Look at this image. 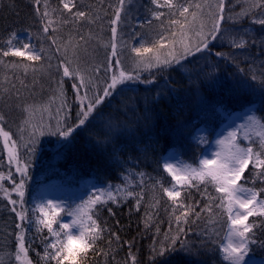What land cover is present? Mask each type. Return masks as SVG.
Segmentation results:
<instances>
[{"label":"trees","instance_id":"trees-1","mask_svg":"<svg viewBox=\"0 0 264 264\" xmlns=\"http://www.w3.org/2000/svg\"><path fill=\"white\" fill-rule=\"evenodd\" d=\"M184 3V0H179ZM203 0H192V3ZM253 0H228L225 15H231L236 19L237 14L247 11ZM51 8L61 9L60 0H48ZM118 0H77L79 10H84L95 18L94 37L89 28L90 21H80L62 26L56 33H43L41 22L37 16L33 0H0V47L7 48L8 39L12 33H16L13 44H17L18 36L28 34L31 45L35 48L44 49V59L36 63V70L30 67L27 72L23 68L13 70L0 64V113L5 116V129L11 131L13 139L17 141L20 157L29 166L35 163V168L27 173L25 181L24 209L27 219L23 224L25 230L26 247L29 248L28 258L32 264H46L41 256L44 252L45 243H50L46 229L40 231L42 225L36 222L33 214L37 203H40L39 193L45 186H57L69 195L79 191L87 183L95 184L98 188H106L109 185H122L125 169L135 172H144V184H139V179L133 177V183L129 190L140 193L143 191V199L140 207L136 208V197L120 200L119 203L108 202L98 206L95 210V218L105 227L103 237L97 242V249H103L107 256L98 251H90L83 259L82 264H131L129 253L136 256L137 264H230L223 259L224 253L220 250L225 240L227 223L226 215L208 217L202 214L201 219L195 223L182 225L185 233L181 234V240L177 244V250L158 256L153 248L159 247L160 242L165 241V236L176 235V224L171 216V201L163 195L159 187L153 188L156 180H161L165 187L172 183L171 177L163 171L162 163L164 155L173 150L180 154V158L186 163L198 165L199 157L204 152L206 143L214 139L217 128L230 115L243 113L249 108V113L255 110L257 116H264V88L260 87V72L264 71V49L258 47L259 40L264 39V26L250 23L252 14L259 18V9H253V13L243 17L237 24L227 21L223 27L230 32L246 30L257 39V44H247L245 48L231 47L228 39L218 38L210 44V52L197 54L194 61L185 64L177 70L175 66L160 71L156 68V82L153 85L139 84L137 92H125L112 99L111 107H103L101 110L105 118L117 119L128 125L132 131L118 136L114 143L108 145L96 144V138H102L98 126L89 125L74 133L72 143L67 147L56 150L57 140H63L46 132L39 136L35 144L34 155L29 156L24 148L26 134L24 131L26 117L29 115L23 110L25 104L47 105L44 116L35 114L38 122L52 124L51 115L55 109L65 101V108L71 106L67 113L69 122H74L77 101L72 87L74 80L69 77L63 78V96L57 91V81L61 73L57 72V65L65 57L79 63L82 69L96 66H106L111 51L112 41L111 23ZM43 10V9H42ZM154 5L151 0H126L125 11L121 14V21L117 25V53L131 57L129 65L134 66L136 54L132 47H153L158 44L160 35H165L173 27L168 23H162L152 16ZM65 18L68 14L64 13ZM162 28V29H161ZM57 37V44L51 43V37ZM73 37L72 43L79 41L80 36L85 41L79 42L77 57L74 58L71 46L69 51L64 52V41L69 36ZM111 37V38H110ZM238 39V37H237ZM247 39V38H246ZM144 41L137 44V41ZM106 45L108 47H106ZM61 51L57 52V47ZM106 50L104 60L100 61L101 51ZM216 52H222L223 56H216ZM5 62L21 61L22 58L7 57ZM26 64L32 62L23 61ZM51 65V67H49ZM203 68L212 71L217 78L214 85L201 83L200 94L208 101L207 106L198 103L193 93V88L186 78L185 69H191L194 73ZM243 69L244 71H241ZM145 73V71H141ZM257 76L256 81H251V75ZM8 81H4V77ZM145 78V79H151ZM101 81L105 79L101 74ZM195 79V76H193ZM248 79L253 85L251 88H240L238 82ZM20 81H23V86ZM171 85L174 92H169L166 83ZM15 85V88L12 85ZM102 86V85H101ZM4 88L10 89L3 93ZM129 97H138L135 100V110L132 107L124 108L122 101ZM147 98V101L145 100ZM51 101V103H50ZM120 107V112L116 108ZM145 106L148 108V117L145 119ZM109 113L112 116L109 117ZM65 109H61L54 118L64 117ZM30 129L28 139L30 140ZM90 137H93L90 139ZM241 143L247 146L248 141L240 136ZM257 140L258 138L253 137ZM203 141V142H202ZM208 145V146H209ZM52 148V153H49ZM120 160L128 161L123 165L113 159V152ZM6 155L0 139V171L6 169ZM29 171V170H28ZM241 183L257 191L264 189V180L255 175V170L249 167L245 171ZM13 179L17 182L19 174H14ZM5 187L11 188V184L5 181ZM190 195L186 197L187 203L198 201L200 207L208 203L207 197L201 193L205 186L199 190L191 188L187 190ZM207 191L212 196H219L212 185H207ZM12 199L19 200L13 193ZM260 199H264V192L260 193ZM159 201L157 204L156 202ZM216 204L219 200L215 201ZM12 205L7 199L0 196V264H21L15 260L18 242L15 235L20 231L16 227L20 223L18 217L12 212ZM20 211L19 204L16 205ZM111 209V213L108 211ZM200 208H197L199 211ZM214 212H219L214 208ZM179 214V213H177ZM249 222H254V238L264 241V218L250 217ZM190 229V231H188ZM205 230L211 236V243L201 248L204 237L201 235ZM110 232L119 235L120 241L113 239L108 244ZM180 243L191 246V253L181 251ZM131 244V248L129 247ZM264 260V248L259 244L250 245V251L245 256V264L253 261ZM49 264H55L54 261ZM67 264V262H66Z\"/></svg>","mask_w":264,"mask_h":264},{"label":"snow or ice","instance_id":"snow-or-ice-1","mask_svg":"<svg viewBox=\"0 0 264 264\" xmlns=\"http://www.w3.org/2000/svg\"><path fill=\"white\" fill-rule=\"evenodd\" d=\"M130 3L131 0H128ZM126 0H118L115 8L113 19L110 21L112 43L111 51L106 66H96L92 68L82 69L79 63H74L65 57L57 65V72L61 73L60 80L57 81V91L60 97L63 96V78L69 77L75 81L72 87L75 92L76 115L74 122H69L70 117L67 115L71 111V106L65 108V101L56 109L57 113L61 109H65L66 115L58 118L55 124H32V132L30 133L29 143L24 145L29 156L35 153V144L39 136H43L46 132L52 136L63 138L57 140L56 150L61 147H67L72 143V138L77 130L87 128L89 125L98 126L102 138H96V144L108 145L114 143L115 139L131 132L132 129L117 119L105 118L101 110L103 107H111L112 99L121 93L137 92L139 84L153 85L156 82L155 75L151 79H142L141 71H149L157 68L160 71L170 69L173 66L179 70L185 64L191 63L197 57V54L210 52V44L220 37H225L231 47L245 48L247 44H257V39L246 30L240 32H230L228 28L223 27L227 21H232L233 25L237 24L243 17L253 13V9H259V18L256 14H252L250 23L264 26V0H253L247 11L237 14L236 19L231 15L226 16L225 11L228 0H203V2L192 3V0H151V3L157 9L166 8L168 15L177 17L169 22L170 27L175 30L160 35L157 45L153 47H132V52L136 54L134 58V66L132 70H127L121 59L118 57L117 44L115 43L117 35V25L121 21V14L125 11ZM34 9L41 22L43 33H56L62 26L80 21H92V15L84 10H79L77 0H60L61 9L51 8L48 0H33ZM43 9V10H42ZM64 13L68 16L65 18ZM165 13L162 11H153L152 16L160 20ZM163 27V25H162ZM16 33H12L8 39L9 47H0V64H5L13 70L23 68L25 72L31 67L36 70L35 64L42 62L44 49L37 50L30 43L13 44ZM238 37V39H237ZM247 38V39H246ZM73 37L70 35L64 52L69 51L71 46L72 54L77 57L79 42L85 41L84 36L79 37V41L72 43ZM51 43L57 44V37H51ZM106 47H108L106 45ZM261 49H264V39L259 40ZM56 51H61L58 46ZM216 56L220 57L224 54L216 52ZM18 57L21 61L5 62L4 58ZM192 58V61L189 60ZM23 61L32 62L26 64ZM51 67V65H49ZM241 71H244L241 69ZM186 78L193 88V93L197 101L202 106H207L208 101L200 94L201 83L214 85L217 78L212 71H205L203 68L199 72H193L191 69H185ZM105 79L101 81V74ZM195 76V79H193ZM251 81H256L257 76L251 75ZM4 81H8V77H4ZM23 86V81H20ZM166 86L169 92L175 89L171 85ZM102 85V86H101ZM240 88H251L252 84L248 79L238 82ZM15 88V85H12ZM260 87L264 88V71L260 72ZM10 89L4 88L3 93L9 92ZM138 97H129L122 101L124 108L132 107L135 110V100ZM147 101V98H145ZM51 103V101H50ZM23 110L29 114V117L35 114L37 108L35 105L25 104ZM45 111L47 109H44ZM120 107L116 108V112H120ZM112 113H109V117ZM147 120L148 108L145 106V116ZM246 123H242L227 132L216 143L219 148L212 154L211 158L205 156L198 161V165L186 163L180 158L179 153H170L167 160L162 163V169L170 177L172 183L169 187H165L161 180H156L153 188L159 187L160 191L171 201V216L176 224V235L165 236V241L160 242L159 247L153 248L158 256H164L166 253L177 250V244L181 240V234L185 233V227L190 222L195 223L201 219L202 214L208 217L226 215L227 223V244L221 246L224 253L223 259L229 261L230 264H245V256L250 251V245L259 244L264 248V241H258L254 238V229L257 225L249 222L250 217L264 218V199H260V191L245 187L241 181L244 174L251 166L255 170V175L264 180V116H257L255 110L252 115L246 116ZM5 116L0 113V139L3 142V148L7 152V164L9 170L5 173L0 171V196L7 199L12 205V212L16 214L20 223L16 227L20 231L15 235L18 242L15 260L21 264H32L28 258L29 248L26 247L25 230L23 227L27 219L26 210L24 209L25 181L28 173L29 163L22 162L18 155L17 141L13 139L11 131L5 129ZM28 123V121H25ZM240 136L243 140L248 141L247 146L241 143ZM253 137L258 138L257 140ZM93 137H90L92 139ZM203 142V141H202ZM113 159L118 164H125L128 161L120 160L116 152H113ZM15 165V173L20 176L17 182L13 179V171L11 166ZM123 176L124 183L122 185H109L106 188H97L95 184L91 185V195L86 200H82L75 208L67 211L66 214L71 217L69 222H62L61 214L65 213V206L61 202L48 199L46 202L37 203L32 209L36 215V222L42 225L43 229L49 234L45 237L47 241L51 238L50 243H45L44 252L41 259L49 264L54 261L55 264H82L84 258L89 255L90 251H98L99 254L107 256L103 249H97V242L108 231L95 218V210L98 206L105 205L108 202L119 203L120 200H127L129 197H136V208L140 207L143 199V191L135 193L129 190V185L133 183V177L139 179V184H144V172H135L132 169H125ZM5 181L11 184V188L5 187ZM205 186V191L201 193L206 196L208 203L200 207L198 201L187 203L186 197L190 195L188 189ZM207 185H212L219 196H212L207 191ZM15 193L19 200H13L12 194ZM219 200L216 204L215 201ZM157 204L159 201L156 202ZM19 204L20 211H17L16 205ZM200 208L197 211V208ZM214 208L219 212H214ZM111 213V209H108ZM179 213V214H177ZM190 231V229H188ZM204 239L200 247L204 248L207 243H211V236L205 230L201 234ZM113 239L119 242L120 237L115 232H110L108 244L111 245ZM131 248V244H129ZM181 251L191 253L192 248L189 245L180 243ZM131 264H137L136 256L129 253ZM127 264V262H126Z\"/></svg>","mask_w":264,"mask_h":264},{"label":"rangeland","instance_id":"rangeland-1","mask_svg":"<svg viewBox=\"0 0 264 264\" xmlns=\"http://www.w3.org/2000/svg\"><path fill=\"white\" fill-rule=\"evenodd\" d=\"M154 9H155L154 11L159 10V11H162V12L165 13L164 17L162 19H160V22L162 23V25L164 23H168L169 24L170 20L177 18L175 16L168 15V10L166 8L157 9L156 6L154 5ZM92 21L93 22H90V24H89V28L91 29V31H90L91 35L94 37L95 18H93ZM173 30H175L174 27L171 30H169L168 32L173 31ZM221 40H222V38H221ZM18 43H30L31 44V40H30L29 35L25 34V33L20 34L18 36L17 44ZM143 43H144V41H141V40L137 41V44H143ZM37 50H39V49H37ZM106 55H107L106 54V50H102L101 51V57L99 58V60L100 61L104 60V57ZM130 60H131V57H128V56L126 57L124 54L121 55L122 64L127 70H132V68L129 65ZM156 72H157L156 68H152L149 71H145V73L141 72V77H142V79L150 78L153 75H155V77H156ZM47 108H48L47 105H41V106H39L37 108L36 113L38 114V116L40 115V116H44L45 117V114H46L47 110L45 111L44 109H47ZM55 114H56V109H55V111H53V113L51 115V121H52L53 125L56 122V119L54 118ZM247 115H252V113H249V108H246L243 113H234V114L230 115L225 121H223L221 123V125L217 128V130L215 131V133H214V137L215 138L210 143L209 147H208L209 143H206L204 152L200 155L199 160L201 158H204L205 156H207L208 158H211L212 154L219 148V145L216 143V141L218 139L222 138V136L227 135V132L232 130V128H235L236 126H238V125H240L242 123H246L247 122L246 121V116ZM32 116L29 117V115H28L26 117V121H28V123H25V127H24V131H25V134H26V141L28 143H29L28 134H29L30 129H32L31 125L40 123V122H38L37 118L32 117ZM45 124H47V122ZM52 150L53 149L50 148L49 153H52ZM170 153H178V152L173 151V150H169L164 155L163 162L168 159ZM5 155H6V159H5V161H6V169L4 170V172L6 173L9 170V165L7 164V152H6V150H5ZM18 155H19L20 160L22 162H25L20 157L19 149H18ZM35 163L32 166H29L28 174H29L30 170L35 168ZM11 170L13 171V175L14 174H18V173H15V165L11 166ZM91 185H92L91 183H87L79 191H77L76 193L71 194V195H69L64 190H62L61 188H59L57 186H45V187L42 188V190L39 193L40 200H41V202H46L48 199H52L54 201L61 202L65 206V213L61 214V218L60 219L62 220V222H69L71 220V217H69L66 214V212L70 211L73 208H75V206L77 204L81 203L82 200H86L88 198V196L91 195ZM13 200H15V199H13ZM226 233H227V231H226ZM227 242L228 241H227V238L225 236V240L223 242V245H226ZM249 264H264V260H262V261L256 260V261H253V262H251Z\"/></svg>","mask_w":264,"mask_h":264}]
</instances>
